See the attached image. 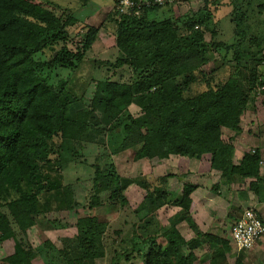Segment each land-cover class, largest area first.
Returning a JSON list of instances; mask_svg holds the SVG:
<instances>
[{
    "label": "trees",
    "instance_id": "trees-1",
    "mask_svg": "<svg viewBox=\"0 0 264 264\" xmlns=\"http://www.w3.org/2000/svg\"><path fill=\"white\" fill-rule=\"evenodd\" d=\"M70 1L87 6L91 0ZM117 1L106 18L114 27L116 53L105 62L95 61L100 76L93 79L95 88L86 102V93L78 96L79 86L70 87L66 73L87 60L98 29L84 25L72 37L70 30L79 22L69 9L57 12L50 0H0V247L6 253L0 264H95L107 259L100 240L109 228L104 216L119 210L123 229L112 232L109 264L137 259L143 264H196L205 248L209 264H230L231 240L202 233L192 218L197 185H184L179 211L163 225L158 214L171 201L170 177L153 186L145 181L146 195L131 209L119 175L107 161L109 151L119 155L138 148L134 160L152 166L165 165L171 157L201 160L210 155L213 172L230 184L250 180L252 202L264 203L259 152L234 161L243 116L264 108L261 42L251 40L257 52L250 60L241 59L244 51L251 53L245 48L251 13L243 10L253 8L232 1L230 21L238 39L227 45L218 41L220 22L208 9L210 0H203V9L192 17L164 20L152 16L171 5L129 17L119 15ZM263 11L264 5L256 10L255 24L264 28ZM210 49L224 53L231 74L217 84L205 77L201 81L207 89L191 93L199 82L196 74L209 63ZM130 107L140 115L133 116ZM92 155L93 177L66 184L65 170L80 160L85 165ZM218 189V184L212 187ZM80 209L94 215L82 218ZM246 210L254 209L248 205ZM52 212L71 217L49 224L80 234L32 248L28 231L37 225V216ZM184 223L194 235L189 241L178 229ZM234 264L243 263L237 258Z\"/></svg>",
    "mask_w": 264,
    "mask_h": 264
},
{
    "label": "rangeland",
    "instance_id": "rangeland-1",
    "mask_svg": "<svg viewBox=\"0 0 264 264\" xmlns=\"http://www.w3.org/2000/svg\"><path fill=\"white\" fill-rule=\"evenodd\" d=\"M57 7V12L69 9L74 12L78 24L70 30L71 36L75 37L78 33L83 32V26L94 27L98 29V40L94 44L92 50L87 55V60L73 73H66L71 75L70 87L72 85L79 86L80 91H77V95L81 96L86 93L85 99L88 102L91 98L92 92L95 88V82H92L94 78H98L100 73L98 70L94 69L95 61L105 62L109 57L112 58L115 55V36L114 27L112 23L106 21L108 14L112 11L117 0H91L87 6H83L77 1L68 0H50ZM233 0H210L208 6L209 11L214 16V21L216 23L220 22L219 31V42H225L227 45L236 43L238 37H234V25L230 21V15L233 14V6L231 5ZM246 5L253 8L251 10L249 7H245L243 11H248L251 13L249 16L248 30H246L245 38V48H249L251 53L243 52L241 54V59L250 60L253 53L257 52L256 41L253 43L251 40L256 39L257 43L260 41L262 49L260 50L261 57L264 59V28L257 26L255 24V19L257 18L258 7L264 5V0H242ZM244 4V5H245ZM203 0H188L182 1L177 0L176 3L168 6L162 12H158L152 16V19L164 20L168 18L178 19L179 17L189 16L197 14L203 9ZM249 9V10H248ZM162 14V15H161ZM264 20V11L261 15ZM263 33V34H261ZM235 38V39H234ZM205 41L209 43L211 41L210 31L205 32ZM224 53H219L213 49H210L208 53L209 63L201 69L199 73L196 74L199 82L192 86L191 93H199L207 89V84L201 81L203 78L212 77L214 79L212 84H217L225 81L231 74L232 66H228L223 59ZM243 60V62H244ZM246 61V60H245ZM259 74L264 78V65L259 68ZM260 87L259 90H263ZM130 113L137 117L140 115V110L136 107L129 108ZM242 134L236 137H240V142L242 143V153H251L253 149L258 147V145L264 146V108H258L255 111L250 109L245 113L242 119ZM228 134L225 135L228 138ZM244 137V138H243ZM138 148L130 149L119 155H113L112 152H108L107 161L114 165V168L119 175L120 182L122 185V195L129 201L131 209H135L144 199L146 192L143 189L144 183L149 185H155L156 180L163 177H170L167 180V187L169 193L172 194L170 204L168 207L160 210L158 214V221L163 224L164 218L171 216V214L179 211L178 203L182 198L184 185L197 184L202 187L200 194L202 196L195 197L202 199V201L210 204L211 207H204L205 216L212 218L227 238L231 240L230 248L231 254L228 256L230 264H234V261L238 258L243 264H264V237L258 241L254 249L247 253H241L237 251L236 245L232 242L230 236V226L233 224L234 217H238L248 206V195L251 181L247 180L245 182L228 183L225 179H221L218 173L211 171L210 169V158L205 156L198 166L192 164L193 160L184 159L180 161V158H174L165 165L152 166L146 160L135 161L134 156ZM101 150V149H100ZM108 151V150H107ZM263 151V149H262ZM264 155V153H263ZM82 160L78 163L72 164L64 172L65 183H74L76 179H80L79 182L85 183L93 177L94 170L91 165L95 163V155L88 157L85 165H81ZM191 162V163H190ZM194 163V162H193ZM86 166V168H85ZM90 168V169H87ZM105 170V167H102ZM146 181V182H145ZM218 184L221 190L214 191L212 186ZM264 186V185H263ZM220 189V188H219ZM192 194V198L194 197ZM203 205V203H202ZM165 210V211H164ZM164 211V212H163ZM80 217H86L88 215H94V212H89L86 210H79ZM259 214V213H258ZM124 213L119 210L109 212L104 216L107 220L109 228L107 227L106 236L102 237L101 243L104 244V250L107 255V259H99L95 261V264H109V259L111 258V253L109 252L108 243H111V239H114V232L117 229H123L122 221L120 218L123 217ZM261 215V216H260ZM260 217H264L260 213ZM71 216L69 214H56L48 213L45 215H39L36 217L37 225L28 231V243L32 248L40 246L45 241H50L53 244H58V241L63 238L73 239L77 237L80 233L75 228L61 229L54 227L49 224V221L53 219H69ZM261 218V219H262ZM134 219L132 216L129 219ZM216 220V221H215ZM185 226L183 230V236L185 239L193 236L192 231L184 223L181 226ZM108 235V236H107ZM99 240V244H100ZM110 241V242H109ZM201 253L199 264H209L211 260V255L207 252V248L203 249ZM6 256L4 250L0 247V260ZM133 264H143L141 260L133 261ZM36 264H43L42 262H37ZM124 264V263H123Z\"/></svg>",
    "mask_w": 264,
    "mask_h": 264
},
{
    "label": "built area",
    "instance_id": "built-area-1",
    "mask_svg": "<svg viewBox=\"0 0 264 264\" xmlns=\"http://www.w3.org/2000/svg\"><path fill=\"white\" fill-rule=\"evenodd\" d=\"M173 3L174 0H118L116 11L123 16H139L145 8L166 7ZM230 237L238 252L252 251L264 237V223L257 211L244 210L237 222L232 225Z\"/></svg>",
    "mask_w": 264,
    "mask_h": 264
},
{
    "label": "crops",
    "instance_id": "crops-1",
    "mask_svg": "<svg viewBox=\"0 0 264 264\" xmlns=\"http://www.w3.org/2000/svg\"><path fill=\"white\" fill-rule=\"evenodd\" d=\"M242 134V133H241ZM240 134V135H241ZM244 138V137H243ZM234 146H235V154H234V161L236 162V163H239V162H241L242 161V159H243V157H244V155L246 154V153H242V143L240 142V137H236V139H235V141H234ZM262 149H263V151H262ZM258 151L259 152V154L261 155V163H260V176H261V178H263L264 179V155H263V153H264V146H261L260 147V145H258V147H256L255 149H253V151ZM205 156H207L208 158H210V160H211V156L210 155H205ZM205 156H203L202 157V159L205 157ZM174 158H176V157H171L170 158V160L169 161H171V160H173ZM177 158H179V157H177ZM201 159V160H202ZM180 161H184V158H180L179 159ZM193 160V159H192ZM201 160H193V162H192V164H194L195 166H198V163L199 162H201ZM168 161V162H169ZM191 163V162H190ZM210 169H211V162H210ZM212 171V170H211ZM194 185H197V184H194ZM198 186V188H197V190L194 192V197L192 198V200H193V202H194V208H193V210H192V218H193V220H194V222H195V224L197 225V227L200 229V231L202 232V233H204V234H213V235H216V236H219V237H225V238H227V235L226 234H224V231L223 230H221V227H219L218 226V224H216V222H214L213 220H212V218H210V217H207V216H205V214L203 213V212H205L204 210H205V208L204 207H206V206H208V207H211L210 206V204L209 203H207V202H204V201H202V199L203 198H205V197H207L206 195H205V197H202V199L199 197V199H197V198H195V197H198V196H202V194H200V191H201V189H202V187H199V185H197ZM213 187V186H212ZM211 187V188H212ZM220 189H218V191L219 190H221V188H223V187H219ZM248 188H249V186H248ZM252 200H253V196L251 197L250 195H248V205H250V207H252V209H254L255 211H257V213H259V215H260V213L262 214V216L264 217V203L263 202H252ZM255 200V199H254ZM202 203H203V205H202ZM245 210H246V208H245ZM165 211V210H164ZM163 211V212H164ZM243 213V212H242ZM242 213H241V215H242ZM175 213H173V214H171V216H169V217H165L163 220V225H167L168 224V220L174 215ZM240 215V216H241ZM240 216H238V217H234V222H233V224L235 223V221L236 220H238L239 218H240ZM261 216V215H260ZM262 218V217H261ZM262 220H263V218H262ZM216 221V220H215ZM162 222V221H161ZM232 224V225H233ZM232 225L230 226V229H231V227H232ZM185 228V226L183 225V226H179V231H180V233H181V235L183 236V232L181 231V230H183ZM230 234V233H229ZM194 236V235H193ZM193 236H191V237H189L188 239H185L184 238V236H183V238L186 240V241H189V240H191L192 238H193ZM230 237V236H229ZM201 255V253L198 255V256H200ZM201 257V256H200ZM201 262V260H199L196 264H199Z\"/></svg>",
    "mask_w": 264,
    "mask_h": 264
}]
</instances>
